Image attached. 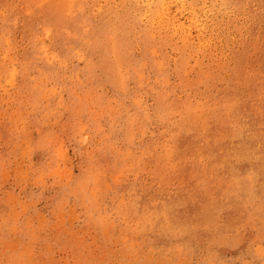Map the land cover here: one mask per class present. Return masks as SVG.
<instances>
[{
    "label": "rangeland",
    "instance_id": "1",
    "mask_svg": "<svg viewBox=\"0 0 264 264\" xmlns=\"http://www.w3.org/2000/svg\"><path fill=\"white\" fill-rule=\"evenodd\" d=\"M0 264H264V0H0Z\"/></svg>",
    "mask_w": 264,
    "mask_h": 264
}]
</instances>
